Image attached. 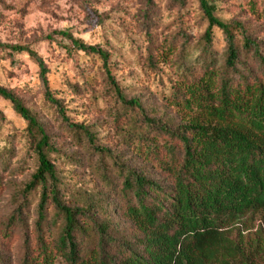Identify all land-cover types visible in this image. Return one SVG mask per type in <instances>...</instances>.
<instances>
[{
	"label": "rangeland",
	"instance_id": "rangeland-1",
	"mask_svg": "<svg viewBox=\"0 0 264 264\" xmlns=\"http://www.w3.org/2000/svg\"><path fill=\"white\" fill-rule=\"evenodd\" d=\"M208 1L214 16L241 25L264 57V0ZM206 27L199 0H0V87L29 110L47 135V157L55 168L61 201L74 208L93 205L97 219L107 221L109 234L119 243H133L138 232L125 217L124 209L133 203L121 190L114 162L161 187L170 186L158 163L143 158L134 145L140 137L162 143L145 127L144 117L172 129L196 117L181 104L185 85L222 69L225 60L223 35L212 29L207 47L202 40ZM234 35L240 47L243 36L240 31ZM69 37L96 47L106 60L77 51ZM18 46L43 61L59 110L44 97L35 61L10 49ZM107 73L126 101L139 103L141 112L118 101ZM249 74L264 82L253 57L240 55L229 77ZM70 125L87 129L94 146L107 154L95 152ZM25 129L0 98V264H19L25 234L34 238L39 190L25 193L24 188L37 161ZM22 204L23 223L4 237ZM230 237L244 249L242 264H264L262 215L246 216ZM53 264L65 263L57 257Z\"/></svg>",
	"mask_w": 264,
	"mask_h": 264
},
{
	"label": "trees",
	"instance_id": "trees-1",
	"mask_svg": "<svg viewBox=\"0 0 264 264\" xmlns=\"http://www.w3.org/2000/svg\"><path fill=\"white\" fill-rule=\"evenodd\" d=\"M199 5L207 23L202 37L205 45L211 44L212 29L223 35V67L185 85L181 104L195 118L172 129L144 117L145 127L154 131L162 143L158 146L155 141L140 137L134 145L143 158L158 163L170 186L161 187L144 174L114 162L121 190L133 203L124 209L125 217L138 232L133 243H119L110 235L107 221L97 219L93 205L74 208L61 201L55 168L47 157L51 151L47 135L29 110L0 87V98L26 125L37 161L36 171L24 188L25 193L39 190L34 238L29 240L25 234L19 264H53L57 257L63 258L65 264L243 263L244 249L230 236L233 227L246 216L260 214L264 219V82L250 74L230 78L229 73L236 72L239 56L246 54L264 73V57L241 25L216 18L208 0H199ZM238 31L243 36L240 47L234 35ZM69 40L77 51L106 60L96 47L71 37ZM10 49L26 53L35 61L44 97L59 110L43 61L27 47ZM107 76L118 101L141 112L139 103L126 101L117 84ZM70 128L83 134L95 152L107 154L105 149L94 146L91 134L83 126ZM22 206L11 217L4 237L23 223Z\"/></svg>",
	"mask_w": 264,
	"mask_h": 264
}]
</instances>
